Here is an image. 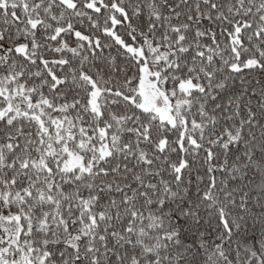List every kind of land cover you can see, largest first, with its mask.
Instances as JSON below:
<instances>
[{
  "label": "snow or ice",
  "instance_id": "snow-or-ice-1",
  "mask_svg": "<svg viewBox=\"0 0 264 264\" xmlns=\"http://www.w3.org/2000/svg\"><path fill=\"white\" fill-rule=\"evenodd\" d=\"M0 264H264V0H0Z\"/></svg>",
  "mask_w": 264,
  "mask_h": 264
}]
</instances>
